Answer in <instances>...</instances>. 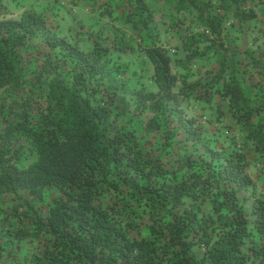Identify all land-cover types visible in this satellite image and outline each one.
Masks as SVG:
<instances>
[{
    "label": "trees",
    "instance_id": "16d2710c",
    "mask_svg": "<svg viewBox=\"0 0 264 264\" xmlns=\"http://www.w3.org/2000/svg\"><path fill=\"white\" fill-rule=\"evenodd\" d=\"M152 1L196 13L200 29L181 37L176 67L211 55L216 69L189 81L147 36L156 90L118 86L111 48L84 50L35 10L6 17L0 0V198L12 202L0 210V264H264V198L246 211L243 149L264 162V0ZM122 19L139 29L154 21L147 0H130ZM120 92L133 102L128 122ZM189 98L229 120L221 127L236 128L241 144L220 141L221 127L207 136L183 109ZM52 188L42 214L36 203ZM24 241L33 249L21 262Z\"/></svg>",
    "mask_w": 264,
    "mask_h": 264
},
{
    "label": "rangeland",
    "instance_id": "374dc122",
    "mask_svg": "<svg viewBox=\"0 0 264 264\" xmlns=\"http://www.w3.org/2000/svg\"><path fill=\"white\" fill-rule=\"evenodd\" d=\"M5 5V16L18 18L26 10H35L46 17L60 35L72 40H77L84 50L92 48L95 41L111 48L112 68L117 85L124 83L128 89L144 86L148 90H156L152 81V65L144 57L142 47L148 42L150 36L157 43L164 45L172 58V71L176 73H187L189 81H196L205 77L206 70L216 69L215 57L208 55L202 61H193L188 70L176 67L177 60L185 61V54L181 47V37L190 29L199 31L200 25L194 11L176 12L172 5L162 1L147 0L153 12L154 21L147 29H139L130 23H124L123 11L126 10L130 0H100L93 6L88 0H2ZM214 1V0H210ZM231 24V19L226 23ZM249 39H238L236 43L243 46L249 45ZM114 45H128L122 51ZM187 63V62H185ZM117 102L122 111L121 121L128 122L130 112L133 109V102L128 93L120 92ZM183 109L188 117L196 118L199 125L204 127L205 134L212 136L216 129L222 125H229L230 121L223 119L217 122L213 109L205 103L198 102L193 98L185 99L182 103ZM132 127L151 147L158 146L157 134H146L137 120H131ZM228 132L226 133V131ZM222 138L234 137L238 144H241L242 135L236 128L229 126L221 127ZM247 154L249 166L248 173L253 179L252 197L245 204L249 213L253 197L264 198V162L260 163L253 156L250 147H243ZM183 150L180 149V152ZM29 160L19 163L20 167H26ZM57 194L55 188L49 189L44 194V200L36 203L42 214H46L48 205ZM25 195V194H24ZM11 198H0V210L6 212L11 206ZM5 209V210H3ZM0 233H3L0 222ZM3 239L0 235V243ZM19 259L27 261L33 245L24 241L20 245ZM26 264V262H25Z\"/></svg>",
    "mask_w": 264,
    "mask_h": 264
}]
</instances>
